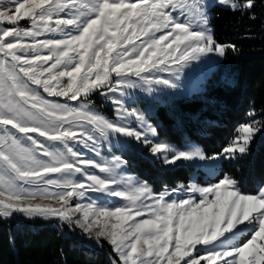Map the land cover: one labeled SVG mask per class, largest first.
<instances>
[{
	"label": "snow or ice",
	"instance_id": "1",
	"mask_svg": "<svg viewBox=\"0 0 264 264\" xmlns=\"http://www.w3.org/2000/svg\"><path fill=\"white\" fill-rule=\"evenodd\" d=\"M212 2L0 0V220L19 214L62 221L85 243L107 242L111 264H264V186L244 194L225 173L208 186L155 193L121 171L122 157L97 161L81 150L99 156L102 147L135 143L165 166L209 174L220 159L250 154L259 121L238 125L228 145L208 156L194 145L154 141L156 129L126 102L132 90L179 91L194 62L239 51L214 38ZM214 3L245 12L255 0ZM41 89L65 102L45 99ZM97 90L117 106L119 119L132 117L140 129L93 113L89 94Z\"/></svg>",
	"mask_w": 264,
	"mask_h": 264
},
{
	"label": "trees",
	"instance_id": "2",
	"mask_svg": "<svg viewBox=\"0 0 264 264\" xmlns=\"http://www.w3.org/2000/svg\"><path fill=\"white\" fill-rule=\"evenodd\" d=\"M210 11L214 38L220 44L235 45L239 51L226 53L207 77L203 90L159 103L150 116L160 137L179 144L196 141L208 156L228 145L250 112L264 125V0H255L254 7L245 12L218 4ZM130 157L131 169L157 187L187 183L194 169L165 168L136 149ZM225 173L238 181L244 193H256L264 185V132L243 159H223L213 180ZM105 245L113 255L111 246ZM0 264L111 263L100 248L76 236H65L54 219H6L0 220Z\"/></svg>",
	"mask_w": 264,
	"mask_h": 264
},
{
	"label": "rangeland",
	"instance_id": "3",
	"mask_svg": "<svg viewBox=\"0 0 264 264\" xmlns=\"http://www.w3.org/2000/svg\"><path fill=\"white\" fill-rule=\"evenodd\" d=\"M214 4H216V3H214V0H213L212 6ZM218 5H220V4H218ZM221 6H224V5H221ZM225 7H228V6H225ZM63 15L64 14L62 13L61 16H63ZM208 15H209V19H210L209 27L211 28V30L213 32V27L211 24V11H210V9L208 10ZM19 23L23 27H28V22L26 20H21ZM3 26L4 27H12V25H8V24H4ZM43 38L44 37H41V39H43ZM137 42H139V41H137ZM222 59L223 58L213 57L211 62H203V63L194 62L190 68H186L184 70V73L180 79L181 88L179 91L168 90L166 92H158V93H155L153 95H149L146 92L140 91L139 89L132 90V95L129 96L127 98V101H126L128 104V107L130 109L135 108V109L142 111L145 115L147 123L152 125L156 129L155 124L150 119V116L155 113L156 105L159 103H164V102L169 101V100L176 98V97H187V96H190L194 92L203 90L207 77L210 75L211 71L222 61ZM162 75H164L167 78L169 74L164 73ZM113 79H115L114 74H113ZM40 92H41V95L45 99L56 100V101H59L61 103L65 102V98H63V97H50L47 95V93H44L42 89L40 90ZM112 95H113L112 93H108L109 97ZM117 95H118V93H117ZM81 99H83V97H81ZM89 100H90V103L88 104V107L93 113H96V114L104 117L105 119H107L109 121H118L121 124H128L131 127L136 128L137 130L140 129L139 123L132 117H129L126 120L119 119L120 113L117 111V106L114 105L110 101V99L106 98L104 95H101L100 90L93 91L92 93H90L89 94ZM68 103H70V105L76 106L79 104V101H69ZM250 120L259 121L262 124L260 131L255 133L253 140L250 144V146H251L253 144V142H255L256 137L264 132V125L260 119L256 118L255 114L253 116H249V119L247 122H249ZM247 122H245V123H247ZM88 126L91 127V125H88ZM13 131H15V130H13ZM156 133H157V135L152 137V139L154 141L167 142V143L174 145L175 147L180 148V149H184V148H187L189 146L194 145V146H197L203 150L202 146H200L196 141L185 140V141H183V143L179 144V143L173 142L171 140H168L166 138L160 137L158 135L157 129H156ZM17 135H22V134L18 133ZM33 135H36V134H33ZM41 139H43V138H41ZM25 143H28V142L25 141ZM134 149H136L139 153H142L143 155H145L146 157H148L150 159L157 160L156 158H154L152 155H150L148 153L146 148H144L142 146H136L135 143L133 145H129V146H125V147H120L118 145H114L112 147H108V146L102 147L100 149V155L99 156H97L95 154V152H93L91 150L83 149L81 146V150L83 152H85L87 157H91L93 159H96L97 161H99L101 159V157L104 158L105 160H110L115 156L122 157L123 160L127 161V164L122 167L121 171L125 175L131 176L137 181H146L143 178H141V176H139L138 173L134 172L130 167L129 163L132 162V158L130 157V155H132ZM127 157H128V159H127ZM222 160L223 159H220L219 161L216 162L214 174H209V171L206 168H194L193 167L194 169L192 170L191 175H190V179L187 183H176L175 186L162 185L160 187H157L153 183H149V182L148 183L152 186V189L155 193L162 192L164 190L165 186H167L168 189L178 188V186L181 184L189 185L191 183H196V184H199L201 186H208V185H211V184L218 182V181L213 180V178L218 174L219 166H220V163ZM157 161L160 162L159 160H157ZM160 164H161V162H160ZM163 166L165 168L175 167V166H165V165H163ZM96 171L98 174H100L98 170H96ZM58 175L59 174H52L53 178L58 177ZM100 175H103V174H100ZM199 176H201L202 181L199 180ZM75 178L79 179V175H77V177H75ZM242 193H244V192H242ZM256 193H244V194H256ZM88 195H93V194L89 193ZM75 202H76V199H73V201H72L73 205L75 204ZM86 202H87V198L84 201H82V203H86ZM112 203H116V201L113 200ZM14 218L17 219L16 221H21V220L25 219L22 216H20L19 214H16L14 216ZM137 219H140V218L138 217ZM54 220H56V219H54ZM56 222L57 223L59 222L62 225H64V227L69 228L62 221L56 220ZM71 233L73 234V236H76L78 239L83 240V238L80 235L79 229H75L74 231L71 230ZM241 239L242 240L247 239V236L242 237ZM237 242L238 241H234V243H237ZM95 246H98L101 250H103L105 252V255L107 256L108 260L111 262L112 257L110 255V252H108L105 249V248H107L105 245V242H102V246H100L98 244H96ZM202 264H203V262H202ZM218 264H219V262H218Z\"/></svg>",
	"mask_w": 264,
	"mask_h": 264
},
{
	"label": "built area",
	"instance_id": "4",
	"mask_svg": "<svg viewBox=\"0 0 264 264\" xmlns=\"http://www.w3.org/2000/svg\"><path fill=\"white\" fill-rule=\"evenodd\" d=\"M10 220H17V219H15V218H10ZM59 223V222H58ZM59 225H60V227H61V230H62V232H63V234L65 235V236H68V237H71V236H73V234L71 233V230L69 229V228H66V227H64V225H62L61 223H59ZM66 228V229H65ZM98 247V246H97Z\"/></svg>",
	"mask_w": 264,
	"mask_h": 264
}]
</instances>
